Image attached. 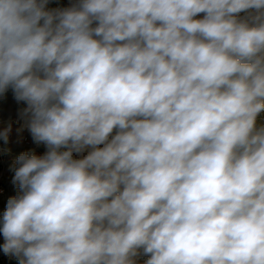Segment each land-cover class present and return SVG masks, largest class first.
Segmentation results:
<instances>
[{"label":"clouds","instance_id":"1","mask_svg":"<svg viewBox=\"0 0 264 264\" xmlns=\"http://www.w3.org/2000/svg\"><path fill=\"white\" fill-rule=\"evenodd\" d=\"M48 4L0 0V94L46 147L11 166L3 253L264 264V0Z\"/></svg>","mask_w":264,"mask_h":264},{"label":"rangeland","instance_id":"2","mask_svg":"<svg viewBox=\"0 0 264 264\" xmlns=\"http://www.w3.org/2000/svg\"><path fill=\"white\" fill-rule=\"evenodd\" d=\"M48 7L49 8H56V1L55 0H49ZM11 92L12 91L10 89V93L8 96V99L10 101L9 100L6 101V103L4 104V108H6L7 104L12 103V101H13V96L11 95L12 94ZM261 119H264V114H262ZM27 132L30 134L29 130H27ZM17 138L19 139V142L22 145L33 148L32 151L35 152V154L42 155L45 152V148L43 145L37 146L34 144H29V143L24 142L23 141V134H21L20 137L17 134H13V136H11V139L15 140L14 144L16 143ZM1 144H2V142H1ZM7 145H9V144H5L6 149H9V150L16 152L14 147H12V146L9 147ZM86 154H87V151H85L84 155H86ZM14 157H15V155L12 156L10 153H7L6 151L3 154L0 153V220L1 221H2L3 212L6 210L8 199L10 197L16 196L18 193V188L12 183V178H13L14 172L11 170V166L14 162ZM147 258H148L147 256L140 257V264H143V261H145ZM0 264H19V261L14 256L5 255L3 253L2 247H1L0 248Z\"/></svg>","mask_w":264,"mask_h":264},{"label":"built area","instance_id":"3","mask_svg":"<svg viewBox=\"0 0 264 264\" xmlns=\"http://www.w3.org/2000/svg\"><path fill=\"white\" fill-rule=\"evenodd\" d=\"M74 2V0H56V6L57 7H68L70 6L72 3ZM242 16L244 15L243 13L241 14ZM14 103L17 105H21L23 104V102H17L14 99ZM22 112H18V113H8L4 116H0V131H2L3 129L7 128L9 125H11V129H20L22 131H27V118L23 117L21 115ZM23 141L29 144H34L32 136L31 135H25L23 137ZM2 142V144H1ZM43 145V144H41ZM44 146V145H43ZM45 151H46V147L44 146ZM10 153L12 156L15 155L14 157V161L15 159L19 156V154L12 152L9 149H6L5 147V143H3V140L0 139V153L3 154L4 152ZM1 221V220H0ZM0 226H2V224H0ZM4 243V237L2 235V233H0V246H2V244ZM1 248V247H0Z\"/></svg>","mask_w":264,"mask_h":264},{"label":"crops","instance_id":"4","mask_svg":"<svg viewBox=\"0 0 264 264\" xmlns=\"http://www.w3.org/2000/svg\"><path fill=\"white\" fill-rule=\"evenodd\" d=\"M56 8H57V6H56ZM9 93H10V89L7 91L6 94L5 93L4 94H0V116H4V115H6L8 113L23 112V109L26 107L25 103H23L21 105L15 104L14 103V95H13V92H11L12 93L11 95L13 96V101H12V103L7 104V106L5 105L6 108H4V104L6 103V101L9 100L8 99ZM13 134H17L19 137H20L21 134H23V137H24L25 135H28L29 133L27 131H22V130H20L18 128H16V129L14 128V129L11 130V132L9 133V140H8V143H7L9 145H7V146L14 147L16 152L11 150L12 152L17 153L19 151L20 153H22V152H28V151H32L33 150V148H30L28 146L22 145L19 142L18 138L16 139V143L14 144L15 140L11 139V136H13ZM29 135H31V134H29ZM19 152L17 154L20 155Z\"/></svg>","mask_w":264,"mask_h":264}]
</instances>
